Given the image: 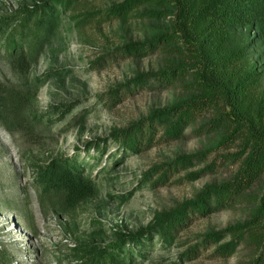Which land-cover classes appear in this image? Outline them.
<instances>
[{
  "label": "rangeland",
  "instance_id": "374dc122",
  "mask_svg": "<svg viewBox=\"0 0 264 264\" xmlns=\"http://www.w3.org/2000/svg\"><path fill=\"white\" fill-rule=\"evenodd\" d=\"M31 1L0 0V20L20 15L24 6L33 7ZM119 1L85 0L81 8L105 9ZM140 21L117 19L81 29L64 22L31 68L29 78L13 71L2 44L4 39H0V87L42 81L28 110L27 120L32 121L11 124L0 119V264H79L81 249L111 248L118 234L128 236L142 231L158 215L195 200L203 187L222 183L237 170L239 160L230 154L240 150L239 141L217 143L218 133L200 127L202 119L213 117L212 112L203 113L180 138H166L164 131H158L152 144L134 152L126 151L115 140V135L145 119L152 110L187 95L183 82L166 89L124 86L139 72L157 70L166 56L161 51L143 57L114 52L126 39H144L162 25ZM98 140L105 144L103 152V147L97 150L88 146ZM198 151L204 153L199 161L174 167L166 182L152 183L169 161ZM78 152L96 165L86 172L100 185V191L75 207L65 204L60 210L43 208L35 187L36 163ZM200 169L203 174L199 178H188L189 173ZM263 189L264 175L245 199L208 215L195 216L175 242L163 246L158 240L147 248L141 261H248L252 250L246 244L227 258L215 256L216 246L199 247L198 255L191 259L182 254L200 243L203 234L245 220Z\"/></svg>",
  "mask_w": 264,
  "mask_h": 264
},
{
  "label": "trees",
  "instance_id": "16d2710c",
  "mask_svg": "<svg viewBox=\"0 0 264 264\" xmlns=\"http://www.w3.org/2000/svg\"><path fill=\"white\" fill-rule=\"evenodd\" d=\"M84 1L33 0V7L24 6L20 15L0 20V39H4L13 71L29 78L31 68L64 22L79 29L130 18L140 19L142 24L162 23L151 36L126 39L115 47L114 52L127 57L156 51L166 55L157 70L139 72L124 86L166 89L183 82L187 95L152 110L145 119L115 135V140L126 151L134 152L152 144L158 131H164L166 138H180L203 113L212 112L213 117L202 119L200 127L218 133L217 143L239 141L240 150L230 154L239 165L229 179L206 185L195 200L158 215L140 232L118 234L117 243L109 249L99 246L78 253L79 264H144L141 258L147 248L158 240L163 246L170 245L195 216L245 199L264 175V0H121L98 10L82 9ZM41 84L39 80L0 87V119L25 123ZM91 144L88 146L105 150L99 140ZM203 154L198 151L169 161L152 183L166 182L172 168L193 165ZM94 166L79 152L36 163L35 187L43 208L75 207L96 196L100 185L86 172ZM202 174L200 169L189 173L188 178L194 180ZM255 199L245 220L203 234L202 241L182 255L191 259L198 255L199 247L216 246L215 256L227 258L246 244L252 255L240 264H264V189Z\"/></svg>",
  "mask_w": 264,
  "mask_h": 264
}]
</instances>
